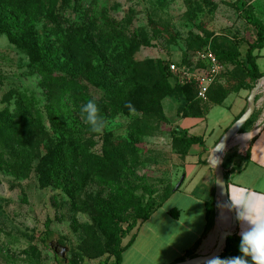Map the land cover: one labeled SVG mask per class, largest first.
I'll use <instances>...</instances> for the list:
<instances>
[{"label":"rangeland","instance_id":"1","mask_svg":"<svg viewBox=\"0 0 264 264\" xmlns=\"http://www.w3.org/2000/svg\"><path fill=\"white\" fill-rule=\"evenodd\" d=\"M38 1L40 8L33 19V29L36 41L54 53L50 79L42 76L24 48L12 42L9 30L0 25V113L15 109L16 94L20 92L35 97L37 106L31 108L32 112L38 108L41 113L26 144L32 159L29 169L22 168L16 136H0V264H110L112 241L96 220L102 211L116 213L125 227L124 220L132 219L137 203H144L149 191H155L153 196L159 201L168 189L175 188L182 175H192L194 184L206 169V165H185L184 146L177 140L178 129H185L184 114H198L194 118L201 122L185 119L183 123L196 124L190 134H205L211 151L221 129L230 121L227 112L246 110L253 83L236 61L223 58L222 53L239 57L255 40L256 29L264 28V0ZM71 26L78 30L92 27L88 61L95 65L122 51L121 47L102 49L97 40L99 32L135 40L138 47L134 60L150 62L149 79L133 81L120 98L110 99L104 90L80 81L86 86L84 92L97 104L115 106V111L99 110L104 121L99 133L92 132L85 122L83 101L72 107L71 96L79 92L62 91V83L68 79L62 44ZM205 49L220 57L223 75L205 100H193L183 109L181 95L177 91L164 95L153 78L160 63H179L192 70ZM260 54L264 55V48ZM256 64L264 71V56ZM174 82L189 85L178 77L171 80ZM146 97L158 99L160 110L142 112L141 101ZM124 98L132 108L125 106ZM216 98L223 100V105L212 106L208 120H203ZM255 101L251 121L237 136L255 131L264 120V90ZM47 108L55 110L51 112L64 137L82 147L88 156L84 162L79 150L73 164L64 160L65 166L55 170V176L40 180L36 166L45 154L44 145L56 147L60 140ZM247 143L248 140L231 145L224 157L243 153ZM189 151L186 161L193 162L198 150L194 147ZM98 172L103 178L97 176ZM186 186L185 181L140 227L134 253L144 256L138 264H171L192 243L193 233L204 222L203 205L191 201ZM171 208L181 211L179 218L166 214ZM49 242L67 248L64 258L54 253Z\"/></svg>","mask_w":264,"mask_h":264},{"label":"trees","instance_id":"2","mask_svg":"<svg viewBox=\"0 0 264 264\" xmlns=\"http://www.w3.org/2000/svg\"><path fill=\"white\" fill-rule=\"evenodd\" d=\"M39 3L40 1L38 0H0V25L9 30V39L12 42L24 48L30 62L39 68L42 76L45 79H50L53 75L50 74L51 69H49V65H52L54 53L50 51L49 47L42 43L39 44L36 41L33 29V19L39 11ZM91 28L92 27L88 26L84 30H78L73 26L69 27L67 30V38L62 44V53L65 56V65H63V68L65 67L68 76V79L64 80L62 83V91L67 93L71 90H77V92H79L71 96V104L73 108L78 107V101H83L85 104L91 99L87 93L84 92L86 91V86L84 84L82 85L80 81L85 80L89 84L104 90L106 94L111 96L110 99H112L114 96L120 98L121 95L129 89L131 83L134 84L133 81L138 82L149 79L148 71L150 69V62L140 63L134 60L133 54L138 47V44L133 39L127 40L126 38H121L117 35L112 37L111 34L99 32L97 34V40L101 43L102 49L107 51L111 50V47L114 49L121 47L122 51L114 56H110L107 61L102 59L98 60L97 65L89 62L88 53L92 52V46L90 44L93 41ZM263 43L264 28L260 27L256 29L255 40L248 44L243 54L241 53L239 57L230 52L222 53L223 58L236 61V64L251 80L253 84L249 87V90L253 87L256 80L264 75V73L260 72L256 64L258 55L254 54L255 50H259L263 47ZM213 53L218 61L221 62L220 57H218L215 52ZM177 64L179 65V63ZM169 65L170 64H159L156 77L153 78V83L163 89L164 95H170L173 91H177L182 97L184 102L183 109H185L191 101L199 100L196 98L195 84L193 82H189V85H180L175 82L172 84L171 80H174L176 76H174L169 70ZM63 68L60 67L62 70ZM222 75L223 73H220L215 82L210 85L207 94L215 87V84L217 83L216 81L219 80ZM223 93H225L224 90ZM124 99L126 100V98ZM158 101V99L148 100L146 97L141 101L140 110L144 113L156 111L159 109ZM222 101L220 102V100L216 98L214 104L220 105ZM15 105L16 107L13 111H4L0 113V136L11 137V134L16 136L15 140L19 145L18 155L21 157L23 170H26L29 169L30 161L32 160L31 152H28V149L26 148L28 136L31 133L32 128L39 124L41 113L38 108L32 112L31 108L37 106V100L35 97L28 96L22 92L16 94ZM97 106L99 110H116L113 104L106 107V104L100 102ZM51 109L52 108H47L46 111L49 114L51 126L60 137V140L57 141L58 145H56V147H51L49 144L44 145L45 154L36 166V171L39 174L40 180L47 179L48 176H55V170H59V167L62 165L65 166L63 162L64 160L73 164L77 159V151L79 150L80 152H83L84 162L88 156L82 147L64 137L63 130L59 127L58 121L55 118V113L51 112ZM52 110L55 111L54 109ZM244 111L245 109L233 119L232 123L237 120ZM187 112L184 114V117H194L198 115ZM251 118L252 116L240 128L239 132H242L243 129L248 126ZM227 128L222 133H224ZM178 131L179 136L177 140L184 146L185 156L192 145H199L204 150V139L202 135H189L184 129H178ZM252 142L253 138L249 141L248 147L245 151L247 157ZM89 158L93 159L90 156ZM228 159L229 158L224 157L221 164L222 169L225 168V163L229 162ZM94 162L96 161L94 160ZM202 163L206 164V160L204 159ZM105 164L106 163L104 162L103 165L105 166ZM238 167V165H234L231 169L232 171L238 170ZM229 172L230 171L228 170H223L226 183L228 181ZM97 176L103 178L102 172H98ZM172 192L173 188L168 189L163 194L162 199L158 201L153 196L155 191H149L147 200L144 203H137L132 219L124 220V222H126L125 227L121 226L122 220L116 215V213H110L107 211H102L101 214L98 213L99 216H97L96 220L104 234L112 241L110 253L113 257V261L110 264L121 263L122 253L133 243L139 226L147 221L150 216L163 205ZM204 206L206 226H212L216 216L214 193H211L209 199L205 201ZM168 214L172 218H177L178 210L172 208L168 211ZM125 238H128V240L123 244L122 240ZM240 239L241 238L237 236L236 232L231 236H228L225 248L218 257L225 259L239 256ZM191 256L192 254L189 251H186V253L178 260H183Z\"/></svg>","mask_w":264,"mask_h":264},{"label":"crops","instance_id":"3","mask_svg":"<svg viewBox=\"0 0 264 264\" xmlns=\"http://www.w3.org/2000/svg\"><path fill=\"white\" fill-rule=\"evenodd\" d=\"M263 48H264V43H263V47L261 49H263ZM261 49L255 50V52H254V54L258 55V58H260L261 56H264V55L260 54ZM258 58L256 59V62H257ZM260 72L264 73V71H260ZM262 90H264V86L260 89L259 92H261ZM221 105H223V103L220 105H215V104L210 105L206 109L203 120H208L207 116H208V113H209L212 106H221ZM241 111H242L241 109H235L234 111L229 110V112H227V115L230 117V121L226 126H224L221 129L222 130L221 135L223 134L222 132L232 123L233 119ZM263 114H264V111H263L262 115ZM185 119L196 120V122H199L200 119H197L194 117H189V118L187 117V118H184L182 120V125L185 128L184 130H186L189 135H193V134H190V130L193 129L196 124L184 125L183 122ZM263 121L258 125V127L263 123ZM209 133H211V130L209 131ZM221 135L219 137H221ZM202 136L204 139V147H205L204 150L199 145L190 146L189 150H191V148H194V147L198 150L197 152L194 153V155L196 156V160L193 162H187L186 161L187 156L191 155V152L189 151L185 157V165H187V164L203 165V166L206 165V169H203V172L201 174L200 179L194 184H192V181H193L192 175H189L188 178H187V176L182 175V180L178 182L179 186L177 188L175 186V188H173V192L179 190V188L186 181L187 186L185 188L189 190V192L191 194L190 196L193 198L191 201L202 203V205H203V208H202L203 211L202 212H203L204 222L202 223V225H200L201 228L199 230H196L197 232L193 233L192 240H191L192 243L189 245V247L183 248L182 249L183 254L180 256L177 255L175 258H173L171 264L176 263L178 261H182V260H178V259L180 257H182L186 253V251H189L192 254L191 257L197 256V255L208 254L213 249V247L215 246V243L218 239L219 227L217 226V224L215 222H213L212 226H206L204 203H205V201H207L209 199L211 193H214L215 179H214L213 169L207 163V158H208L211 151L206 145L205 134H202ZM252 138H253V142L250 145L249 155L247 157L245 151H246V148L248 147L249 141ZM252 138L247 139L248 140L247 147L245 148L243 153L239 151V153H237L235 155H230L229 157H226V158H229L228 159L229 162L225 163V168L223 170L230 171L229 176H228V181L226 183L229 191H231L233 189L234 185L249 186L252 189H254L255 191H264V127L262 129L258 130ZM204 159L206 160V164L202 163V161ZM234 165L239 166L238 170L232 171L231 168ZM245 181L247 182L246 184L244 183ZM191 184H192V186H191ZM188 186H190V187H188ZM158 209L152 215H154L158 211ZM174 209L178 210L177 218H179L181 215V211L177 208H174ZM168 211L166 214L169 216ZM151 216H150V218H151ZM161 220L163 221V218ZM236 222H237V224L235 226L234 231L236 232L237 236L239 238H241L240 233L244 229V226L242 224H240L237 220H236ZM143 223L139 226L133 243L122 253V259H121L120 264H138V263H141V261H143L144 254L139 255V254L134 253V249L136 248L135 244L138 240L139 230H140V227L143 225ZM228 225H229V222H228ZM227 226H225L224 228H226ZM191 257H189V258H191ZM185 259H188V258H185Z\"/></svg>","mask_w":264,"mask_h":264},{"label":"clouds","instance_id":"4","mask_svg":"<svg viewBox=\"0 0 264 264\" xmlns=\"http://www.w3.org/2000/svg\"><path fill=\"white\" fill-rule=\"evenodd\" d=\"M125 106L132 108L130 103ZM81 113L84 114L85 122L92 132L99 133L102 130L104 121L94 100L90 99L83 104ZM247 137L248 133L245 132L242 139ZM221 147L222 145H217L213 151H219ZM225 191L228 201L223 207L234 211L236 220L244 226L240 233V255L225 259L212 258L207 264H264V191H255L249 186L239 185H234L231 191L226 186Z\"/></svg>","mask_w":264,"mask_h":264},{"label":"water","instance_id":"5","mask_svg":"<svg viewBox=\"0 0 264 264\" xmlns=\"http://www.w3.org/2000/svg\"><path fill=\"white\" fill-rule=\"evenodd\" d=\"M264 86V75L256 80L254 83V86L251 88L249 95L247 97V108L243 112V114L235 120L228 128L227 130L221 135L215 146L222 145L221 149L219 151H216L213 149L211 150L208 158L207 163L211 166L214 172V179H215V210H216V216L214 218L215 223H217V219L220 215V206L223 204L225 205L228 201V196L225 191V187L227 186L225 179H224V173L222 169V159L225 155L226 150L230 147V143L233 139L237 136L238 131L240 128L248 121V119L252 116V114L255 111L256 108V95L259 93L260 89ZM264 127V121L263 123L255 130V132L249 137L252 138L255 133L262 129ZM213 151V152H212ZM182 180V177L180 181ZM216 181H219L220 183H217ZM179 186V183L176 185V188ZM228 215H229V225L226 228H222L219 232L218 239L215 243V246L208 254L203 255H197L188 259H184L182 261H178L173 264H207L209 260L212 258L218 257L224 250L226 245V239L228 236H231L235 231V226L237 224L235 212L229 211L227 209ZM49 247H51L56 255H58L61 258H64V253L67 250L66 247L59 245L57 243H48Z\"/></svg>","mask_w":264,"mask_h":264},{"label":"built area","instance_id":"6","mask_svg":"<svg viewBox=\"0 0 264 264\" xmlns=\"http://www.w3.org/2000/svg\"><path fill=\"white\" fill-rule=\"evenodd\" d=\"M197 62L198 65L192 70L180 67L177 63H170L169 70L180 82H193L196 98L205 100L210 85L215 82L223 68L210 49L203 50L197 57Z\"/></svg>","mask_w":264,"mask_h":264},{"label":"bare ground","instance_id":"7","mask_svg":"<svg viewBox=\"0 0 264 264\" xmlns=\"http://www.w3.org/2000/svg\"><path fill=\"white\" fill-rule=\"evenodd\" d=\"M255 131H252L250 133H248V137L247 139H249V137L254 133ZM243 135H240V136H236L235 139L232 140V142L230 143V146L231 145H234V144H237L238 142L239 143H244L247 139H242ZM230 221L229 219V215H228V212H227V208L226 207H223V204L220 206V215L217 219V226L219 227V232L222 228H224L225 226L228 225V222ZM219 235V233H218Z\"/></svg>","mask_w":264,"mask_h":264}]
</instances>
